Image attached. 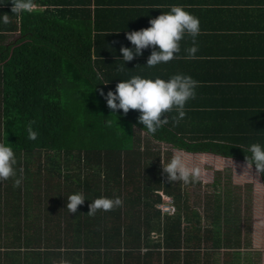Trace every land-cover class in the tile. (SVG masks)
I'll return each instance as SVG.
<instances>
[{
  "label": "trees",
  "instance_id": "trees-1",
  "mask_svg": "<svg viewBox=\"0 0 264 264\" xmlns=\"http://www.w3.org/2000/svg\"><path fill=\"white\" fill-rule=\"evenodd\" d=\"M171 6L200 20L196 58H187L192 38L185 35L167 63L147 66L153 47L125 62L120 48H134L126 33L150 27ZM10 14L19 19L18 37L0 45V143L12 147L18 163L16 176L0 181V264H240L241 249L250 246L249 239L240 245L238 196L212 181L199 211L190 189L202 183H169L162 164L171 160L169 150L246 163L252 144L264 147V103L249 94L246 103L222 101L220 110H208L190 99L178 124L173 110L149 134L138 110L112 113L100 92H115L136 75L189 74L192 60L204 69L217 51L239 59L243 52L224 43L236 31L231 15L243 19L238 31L256 30L264 0H52L42 10ZM29 121L36 140L28 139ZM81 191L86 201L70 214L68 197ZM161 195L171 199V213L157 208ZM102 196L120 197L123 206L87 215Z\"/></svg>",
  "mask_w": 264,
  "mask_h": 264
},
{
  "label": "clouds",
  "instance_id": "clouds-1",
  "mask_svg": "<svg viewBox=\"0 0 264 264\" xmlns=\"http://www.w3.org/2000/svg\"><path fill=\"white\" fill-rule=\"evenodd\" d=\"M12 13H21L33 7V0H13ZM4 23H10L8 15L3 17ZM150 27L138 31L126 33V39L134 45V48H120L122 58L130 62L141 56L142 50L153 47V51L147 60V66L153 67L160 63H167L176 58L180 52V42L185 35L192 38V46L187 48L188 59H195L199 47L196 37L200 33V20L190 14L183 6H171L169 12L163 13L149 21ZM158 46V51L155 50ZM123 70V67L120 69ZM198 81L191 76L175 74L169 80L159 77L155 79L141 78L136 75L128 80H123L116 85L115 92L109 90L105 96L101 90L100 95L106 99L107 107L115 113L116 110H123L126 115L129 110H138L140 115L138 123L147 129L149 134H155L158 129L169 122L166 113L175 110L178 116L172 117L175 123H179L185 117V105L190 99L195 98V89ZM118 101V103H117ZM35 121H29L27 125L28 139L36 140L39 133L33 129ZM110 123V122H108ZM251 156H245L246 167L243 175L251 172L255 165V174L264 175V147L259 143L250 146ZM17 159L11 146L0 143V181L8 180L16 176ZM230 163L234 165L230 157ZM235 166V165H234ZM163 173L167 174V181L183 182L185 184L197 180L200 177L198 168L189 167L183 153L177 151L171 160L165 165L162 164ZM20 178L15 179L14 187H20L23 180V169H20ZM86 201L84 193L77 192L68 197L66 208L70 214H74ZM123 200L120 197H100L91 201L88 205L87 215L94 216L98 210L105 212L122 207ZM67 264V262H62Z\"/></svg>",
  "mask_w": 264,
  "mask_h": 264
},
{
  "label": "crops",
  "instance_id": "crops-1",
  "mask_svg": "<svg viewBox=\"0 0 264 264\" xmlns=\"http://www.w3.org/2000/svg\"><path fill=\"white\" fill-rule=\"evenodd\" d=\"M51 1L52 0H33V7L30 10H42L44 4ZM12 2L13 0H0V45H7L18 37L19 19L18 17L12 19L10 14L13 6ZM89 2L90 6L94 5V0H89ZM5 15H8L10 23L6 24L3 22V17ZM231 17V22L234 24L230 25L234 27L236 31H231L229 39H225L224 43L227 47H230L229 50H236V52L240 54L243 52V56L239 59L235 57V61H231L217 51L214 55H208L204 60L205 62H202L204 69L198 67V64L196 67L193 66L192 60L188 71L189 74L185 73V75L188 74V76L198 81V86L206 87L205 89L197 90L195 98L192 101L199 103L200 106H206L208 110H220L221 107L219 106H221L223 102L227 104L246 103L245 100H247V98L250 99V95L253 96V101H256V103H264V17L257 18L256 30L248 29V31H238L236 23H240L243 19L241 20L240 17L236 15H231ZM215 27L221 26L215 25ZM11 28L14 29L7 31V29ZM253 36L256 37V39ZM200 79L204 80V84L200 83ZM240 108L246 109L243 107ZM259 111H264V109H260ZM258 125L257 122V126ZM185 154L196 156L204 155V166L209 163V156H215L222 160H229V158H223L209 153ZM235 161L243 165L242 167H246L244 166L246 163L238 160ZM239 170L238 168H234L232 172L236 174Z\"/></svg>",
  "mask_w": 264,
  "mask_h": 264
},
{
  "label": "rangeland",
  "instance_id": "rangeland-1",
  "mask_svg": "<svg viewBox=\"0 0 264 264\" xmlns=\"http://www.w3.org/2000/svg\"><path fill=\"white\" fill-rule=\"evenodd\" d=\"M158 145L162 151L167 148L163 144ZM169 152L172 158L177 151L169 150ZM182 153L189 167L200 170V177L197 180L202 183V187L190 189L191 203L201 211L203 194L211 192L210 184L212 181L221 191L226 188L230 189L239 198L241 226L244 230L240 245L245 246L244 242L250 240H248L250 247L241 249L240 253L242 254L239 262L240 264H264V189L259 175L255 174L252 169L251 172L249 171L246 175H243L245 167H242L243 165H240V163H236L235 160L233 162L237 167L230 163V159L222 160L215 156H209V163L204 166V155L196 156ZM31 168L35 170V165ZM234 168L240 169L239 172L233 173ZM32 214H35V210H32ZM217 256L221 260L219 252Z\"/></svg>",
  "mask_w": 264,
  "mask_h": 264
},
{
  "label": "built area",
  "instance_id": "built-area-1",
  "mask_svg": "<svg viewBox=\"0 0 264 264\" xmlns=\"http://www.w3.org/2000/svg\"><path fill=\"white\" fill-rule=\"evenodd\" d=\"M162 199L163 203H160L157 208L161 211V213H171L173 210L171 205V199L166 196H162Z\"/></svg>",
  "mask_w": 264,
  "mask_h": 264
},
{
  "label": "water",
  "instance_id": "water-1",
  "mask_svg": "<svg viewBox=\"0 0 264 264\" xmlns=\"http://www.w3.org/2000/svg\"><path fill=\"white\" fill-rule=\"evenodd\" d=\"M252 170H254V169H252ZM255 171V170H254Z\"/></svg>",
  "mask_w": 264,
  "mask_h": 264
}]
</instances>
